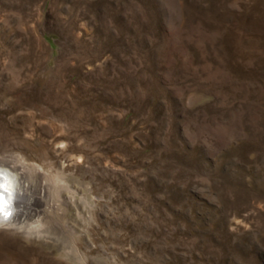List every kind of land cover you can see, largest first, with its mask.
<instances>
[{
  "label": "rangeland",
  "instance_id": "1",
  "mask_svg": "<svg viewBox=\"0 0 264 264\" xmlns=\"http://www.w3.org/2000/svg\"><path fill=\"white\" fill-rule=\"evenodd\" d=\"M0 166V264H264V0H0Z\"/></svg>",
  "mask_w": 264,
  "mask_h": 264
},
{
  "label": "bare ground",
  "instance_id": "2",
  "mask_svg": "<svg viewBox=\"0 0 264 264\" xmlns=\"http://www.w3.org/2000/svg\"><path fill=\"white\" fill-rule=\"evenodd\" d=\"M3 170L4 169H0V226L1 227L6 225L8 226L9 224H14L15 221L18 220V216L22 209L21 203L24 199L22 181L16 175H12L13 179L9 183V177L7 176L6 171ZM9 184L15 185V188L9 189L10 187Z\"/></svg>",
  "mask_w": 264,
  "mask_h": 264
}]
</instances>
